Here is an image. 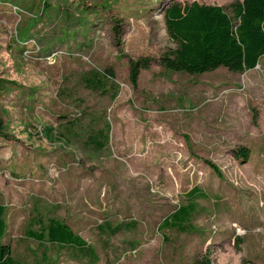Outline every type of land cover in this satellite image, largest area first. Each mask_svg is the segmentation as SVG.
Returning a JSON list of instances; mask_svg holds the SVG:
<instances>
[{"label": "rangeland", "instance_id": "1", "mask_svg": "<svg viewBox=\"0 0 264 264\" xmlns=\"http://www.w3.org/2000/svg\"><path fill=\"white\" fill-rule=\"evenodd\" d=\"M173 1L194 0H0V203L16 259L250 264L238 238L243 214L264 208V56L245 72L166 68ZM143 57L135 86L130 59ZM190 203L183 230L163 225ZM50 218L93 252L28 236Z\"/></svg>", "mask_w": 264, "mask_h": 264}, {"label": "trees", "instance_id": "2", "mask_svg": "<svg viewBox=\"0 0 264 264\" xmlns=\"http://www.w3.org/2000/svg\"><path fill=\"white\" fill-rule=\"evenodd\" d=\"M164 19L168 35L176 43L159 59L168 69L203 74L224 66L230 71L245 72L256 68L264 56V0H237L228 7L197 0L185 4L173 1L165 8ZM152 60L149 57L130 59V81L133 85L138 84L140 70L148 68ZM109 75L113 76V71L109 70ZM4 129L0 109V136ZM98 136L107 138L104 132ZM94 141L99 148L105 144L98 137ZM249 153V148L242 146L236 151V156L247 161ZM207 163L222 176L217 164L209 160ZM192 191L193 196L197 188ZM192 204L179 206L164 219L163 225L183 230L195 208ZM7 211L8 207L0 203V264H27L16 259L10 246L4 242L8 231ZM182 212L185 218L178 219ZM28 236L39 243L49 241L59 247L93 252L91 245L66 221L56 218H50L47 225L41 226V231H29ZM192 264L211 262L201 257Z\"/></svg>", "mask_w": 264, "mask_h": 264}, {"label": "crops", "instance_id": "3", "mask_svg": "<svg viewBox=\"0 0 264 264\" xmlns=\"http://www.w3.org/2000/svg\"><path fill=\"white\" fill-rule=\"evenodd\" d=\"M243 215V226L247 230L246 235L239 237L240 246L244 247L250 264H264V234L260 235L258 228L264 227V208L261 210L251 209ZM264 233V232H263ZM245 240H242L244 239Z\"/></svg>", "mask_w": 264, "mask_h": 264}]
</instances>
